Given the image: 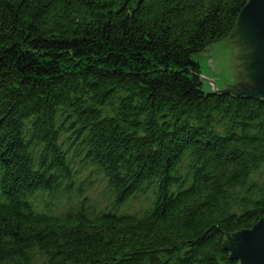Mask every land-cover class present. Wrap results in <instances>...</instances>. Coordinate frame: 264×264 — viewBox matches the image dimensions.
<instances>
[{"label": "trees", "instance_id": "obj_1", "mask_svg": "<svg viewBox=\"0 0 264 264\" xmlns=\"http://www.w3.org/2000/svg\"><path fill=\"white\" fill-rule=\"evenodd\" d=\"M247 1L0 0V264H239L264 101L204 91L194 57L233 68Z\"/></svg>", "mask_w": 264, "mask_h": 264}, {"label": "water", "instance_id": "obj_2", "mask_svg": "<svg viewBox=\"0 0 264 264\" xmlns=\"http://www.w3.org/2000/svg\"><path fill=\"white\" fill-rule=\"evenodd\" d=\"M250 36L241 48L243 32ZM236 48L231 65L230 52L219 45L209 46L195 55L204 91L249 95L264 101V0H248L243 7L232 38ZM234 69V71H233ZM230 258L239 264H264V215L251 228L230 234L224 240Z\"/></svg>", "mask_w": 264, "mask_h": 264}]
</instances>
